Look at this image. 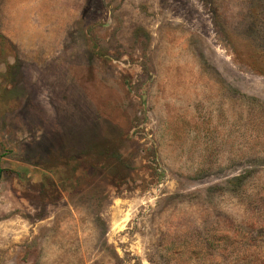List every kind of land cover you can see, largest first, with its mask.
I'll return each mask as SVG.
<instances>
[{
	"label": "rangeland",
	"instance_id": "rangeland-1",
	"mask_svg": "<svg viewBox=\"0 0 264 264\" xmlns=\"http://www.w3.org/2000/svg\"><path fill=\"white\" fill-rule=\"evenodd\" d=\"M0 264H264V0H0Z\"/></svg>",
	"mask_w": 264,
	"mask_h": 264
}]
</instances>
